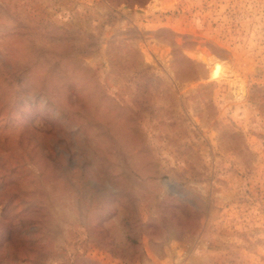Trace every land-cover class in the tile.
Segmentation results:
<instances>
[{"label":"rangeland","instance_id":"rangeland-1","mask_svg":"<svg viewBox=\"0 0 264 264\" xmlns=\"http://www.w3.org/2000/svg\"><path fill=\"white\" fill-rule=\"evenodd\" d=\"M0 264H264V0H0Z\"/></svg>","mask_w":264,"mask_h":264},{"label":"bare ground","instance_id":"bare-ground-1","mask_svg":"<svg viewBox=\"0 0 264 264\" xmlns=\"http://www.w3.org/2000/svg\"><path fill=\"white\" fill-rule=\"evenodd\" d=\"M198 59L202 62V63H204V64H206V65H209L210 63H212V61L211 60H209L207 57H205V56H203V55H198ZM244 93V90L242 89L241 91H238V93Z\"/></svg>","mask_w":264,"mask_h":264}]
</instances>
